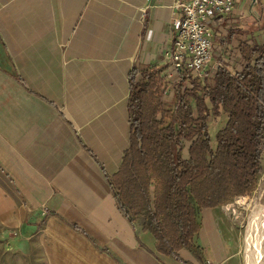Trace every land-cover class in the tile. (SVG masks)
I'll list each match as a JSON object with an SVG mask.
<instances>
[{"label": "crops", "instance_id": "crops-1", "mask_svg": "<svg viewBox=\"0 0 264 264\" xmlns=\"http://www.w3.org/2000/svg\"><path fill=\"white\" fill-rule=\"evenodd\" d=\"M235 1L217 24L264 10ZM174 2L0 0V232L21 253L45 264H245L228 203L197 210L196 252L175 259L110 184L130 141L129 72L170 69Z\"/></svg>", "mask_w": 264, "mask_h": 264}, {"label": "trees", "instance_id": "trees-1", "mask_svg": "<svg viewBox=\"0 0 264 264\" xmlns=\"http://www.w3.org/2000/svg\"><path fill=\"white\" fill-rule=\"evenodd\" d=\"M256 26L261 36L239 42L235 67L221 63L200 77L180 72L171 87L164 67L129 72L130 141L110 184L126 215L152 233L159 254L196 252L197 210L250 195L260 180L264 14ZM219 119L212 140L209 125Z\"/></svg>", "mask_w": 264, "mask_h": 264}, {"label": "rangeland", "instance_id": "rangeland-1", "mask_svg": "<svg viewBox=\"0 0 264 264\" xmlns=\"http://www.w3.org/2000/svg\"><path fill=\"white\" fill-rule=\"evenodd\" d=\"M260 1L262 0H259V2ZM255 8H258L260 10L257 9L254 13H251L253 15L249 14L250 16H246L245 18L250 17V19L254 21V19H256L255 14L260 18L259 15H262V8L259 7V4L257 5V3L254 6V9ZM243 13L248 14L247 9L243 11ZM250 19L243 22L239 19V21H236V19L235 21L229 20L227 22L222 20L220 23L218 22L216 26H213V28L211 29L213 35V49L211 54L212 64L209 65L208 68H214L213 66L221 63H223L224 65L228 64L229 61L227 59L229 54L232 55L234 53L240 41L245 40L251 43L256 42L260 34L258 31V27L253 25L254 22H252V20ZM230 34L231 39H229ZM231 58L236 64L235 55H232ZM161 60H163L164 62L167 61V65L170 66L168 72L164 74L166 75L167 82L171 87L172 84H175V82L178 80L179 74L176 72V70L168 60L164 58H162ZM181 73L187 74L185 71H181ZM221 121L222 120L219 119L216 122L210 123L209 125L212 140L217 128L221 125ZM175 153L176 146L174 145L173 154L175 155ZM183 153V156L187 157L186 150H184ZM262 170L263 171L261 173L257 187L250 195L238 196L233 198V200L229 202L231 204V209H229L228 213L231 214L233 218L235 217L234 221L237 242L239 243L241 248V256H243L244 260L246 258L245 264H264V236L262 240L263 242L258 246V248H256V245L247 242V232L249 222L252 217V210L259 204L260 196L264 191V161ZM260 213L262 214V222L264 227V201ZM8 240V236H3L0 232V264H45L42 259H39V257L41 256L40 254H38L37 258L39 260H37L35 252H33L32 254L21 253L13 245L8 244ZM257 249L259 250L257 251Z\"/></svg>", "mask_w": 264, "mask_h": 264}, {"label": "built area", "instance_id": "built-area-1", "mask_svg": "<svg viewBox=\"0 0 264 264\" xmlns=\"http://www.w3.org/2000/svg\"><path fill=\"white\" fill-rule=\"evenodd\" d=\"M173 37L163 57L179 74L200 77L212 58V28L234 9L235 0H175ZM184 86H188L187 81Z\"/></svg>", "mask_w": 264, "mask_h": 264}, {"label": "bare ground", "instance_id": "bare-ground-1", "mask_svg": "<svg viewBox=\"0 0 264 264\" xmlns=\"http://www.w3.org/2000/svg\"><path fill=\"white\" fill-rule=\"evenodd\" d=\"M264 191L262 192L259 204L252 210V217L249 222L248 232H247V242L256 245L258 248L259 245L262 244L263 236H264V227L262 222V214L260 213L262 210V205L264 201ZM259 249H257L258 251Z\"/></svg>", "mask_w": 264, "mask_h": 264}, {"label": "water", "instance_id": "water-1", "mask_svg": "<svg viewBox=\"0 0 264 264\" xmlns=\"http://www.w3.org/2000/svg\"><path fill=\"white\" fill-rule=\"evenodd\" d=\"M227 208H231V204L230 203L227 204Z\"/></svg>", "mask_w": 264, "mask_h": 264}]
</instances>
